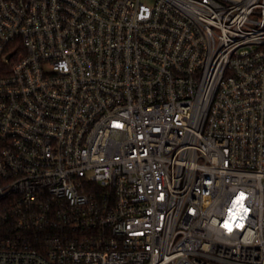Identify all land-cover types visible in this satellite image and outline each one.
Returning a JSON list of instances; mask_svg holds the SVG:
<instances>
[{
    "label": "built area",
    "instance_id": "built-area-1",
    "mask_svg": "<svg viewBox=\"0 0 264 264\" xmlns=\"http://www.w3.org/2000/svg\"><path fill=\"white\" fill-rule=\"evenodd\" d=\"M0 264H264V0H0Z\"/></svg>",
    "mask_w": 264,
    "mask_h": 264
}]
</instances>
